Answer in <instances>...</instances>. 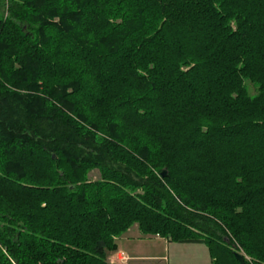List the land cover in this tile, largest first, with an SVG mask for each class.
I'll return each mask as SVG.
<instances>
[{
	"label": "trees",
	"instance_id": "1",
	"mask_svg": "<svg viewBox=\"0 0 264 264\" xmlns=\"http://www.w3.org/2000/svg\"><path fill=\"white\" fill-rule=\"evenodd\" d=\"M135 224L264 264V0H0V264Z\"/></svg>",
	"mask_w": 264,
	"mask_h": 264
},
{
	"label": "crops",
	"instance_id": "2",
	"mask_svg": "<svg viewBox=\"0 0 264 264\" xmlns=\"http://www.w3.org/2000/svg\"><path fill=\"white\" fill-rule=\"evenodd\" d=\"M116 244V254L109 257L113 264H212L207 247L201 243H173L130 229Z\"/></svg>",
	"mask_w": 264,
	"mask_h": 264
},
{
	"label": "rangeland",
	"instance_id": "3",
	"mask_svg": "<svg viewBox=\"0 0 264 264\" xmlns=\"http://www.w3.org/2000/svg\"><path fill=\"white\" fill-rule=\"evenodd\" d=\"M245 87H246V89H247V91H248V93H249V95L250 96H252V97H255L256 96V94H257V86L256 85H253L252 83H250L249 81H246L245 82ZM88 178L90 179V180H93V181H95V180H97L98 178H99V173H98V171L97 170H92L89 174H88ZM132 230V231H136V232H140L139 231V229H138V226H137V224H135V225H133V226H131L128 230ZM127 230V231H128ZM126 233V232H125ZM124 233V234H125ZM124 234H122V235H124ZM141 234V233H140ZM121 235V236H122ZM121 236H119V237H121ZM144 236V235H143ZM118 237V238H119ZM155 237H157V236H155ZM118 238H115V243H116V239H118ZM116 246H117V244H116ZM131 247H130V251H131ZM116 252H117V250L116 251H114V252H110V253H108V257H107V264H113V261L114 260H111V259H109V257L110 256H112V255H115L116 254ZM241 255H243L242 253H240ZM249 261H250V259L249 258H247Z\"/></svg>",
	"mask_w": 264,
	"mask_h": 264
},
{
	"label": "water",
	"instance_id": "4",
	"mask_svg": "<svg viewBox=\"0 0 264 264\" xmlns=\"http://www.w3.org/2000/svg\"><path fill=\"white\" fill-rule=\"evenodd\" d=\"M166 175H167V174H166V171L164 170V171L161 173V177L165 178ZM234 257H235L236 261L239 262V264H245V262H244V258H243V256H242L240 253H235V254H234Z\"/></svg>",
	"mask_w": 264,
	"mask_h": 264
},
{
	"label": "built area",
	"instance_id": "5",
	"mask_svg": "<svg viewBox=\"0 0 264 264\" xmlns=\"http://www.w3.org/2000/svg\"><path fill=\"white\" fill-rule=\"evenodd\" d=\"M122 259V258H121Z\"/></svg>",
	"mask_w": 264,
	"mask_h": 264
}]
</instances>
